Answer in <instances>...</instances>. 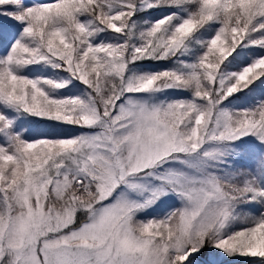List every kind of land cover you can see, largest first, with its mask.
<instances>
[{"label":"snow or ice","instance_id":"1","mask_svg":"<svg viewBox=\"0 0 264 264\" xmlns=\"http://www.w3.org/2000/svg\"><path fill=\"white\" fill-rule=\"evenodd\" d=\"M0 264H264V0H0Z\"/></svg>","mask_w":264,"mask_h":264}]
</instances>
